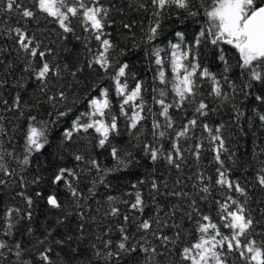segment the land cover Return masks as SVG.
Returning a JSON list of instances; mask_svg holds the SVG:
<instances>
[{
    "label": "trees",
    "instance_id": "16d2710c",
    "mask_svg": "<svg viewBox=\"0 0 264 264\" xmlns=\"http://www.w3.org/2000/svg\"><path fill=\"white\" fill-rule=\"evenodd\" d=\"M19 2L36 11V18L26 19L15 11L8 12L5 10L6 0H0V82H3L0 83V117L8 129L7 137L3 138L2 143L4 148L15 156L13 158L6 155L4 159V164L12 175L5 176L0 172V179L6 181L0 184V239L8 240L10 245L20 242L26 249L21 259L31 261V264H43L39 252L48 247L52 248L54 264H77L78 260L86 264L87 260L93 258V244L102 248L104 240L111 239L114 243L119 241L120 226L126 228L128 234L134 237L131 242H135L141 236L136 228L137 223L142 219L155 220L159 216L162 224L160 227L154 224L153 230L162 231L172 237L175 243H169L167 249L170 251H165V248L160 246V241L149 235L148 239L157 247L158 253L165 251V256L161 258L157 255L156 260L159 264H190L181 257L183 248L198 240V225L203 223L204 215L209 216L218 226L225 223L220 216L219 203L231 196L246 205L255 221V229L250 238H254L258 244L264 241V186L258 181V176L264 175V121L260 119V116L264 115V80H251L247 72L240 69V56L232 45L219 43L213 46L205 41L199 47L197 57L201 67L207 68L220 80L222 91L229 99L223 100L209 95L212 84L209 80L201 78L200 91L203 93L202 98L209 104L208 114H195V105H188L184 111L170 109L177 128L188 119L197 118V127L191 134L192 138L180 141L184 151V160L178 161L181 167L177 169L164 158L153 162L144 154L143 142L153 146L157 144L152 136V114H157L155 118L163 122V118L158 115L160 107L153 100V97H158L154 89L162 85L156 79L158 66L154 63L152 49H163V67L167 77L171 79V45H193L201 29L207 24L199 0H193L194 10H200V15L196 17H189L183 10L175 7L166 9L162 14L159 35L150 43L147 42L149 26L157 19L152 0H100V3L109 9L110 23L105 31L110 33L109 39L115 45L110 51V59L115 67L121 63L129 64L133 74L128 79L129 87H133L137 80L144 83V114L148 118L143 122V135L139 141L125 131L126 121L120 116V98L115 94V85L110 79L115 67L107 73L95 64L91 68L88 67V62L100 48L99 42L92 38L93 34L85 31L78 18L72 19L74 33H64L52 18L39 12L35 7V0ZM208 2L209 0H205V3ZM126 24L131 27H124ZM16 27L24 28L30 35L35 36L41 50L51 49L45 59L51 65L59 67L61 73L59 77L50 74L46 87L35 78L32 71L26 70L29 64H32L33 68L39 67L40 57L37 56L33 61L25 52L19 50L15 35H8V29ZM176 33H183V41ZM221 54L231 66L229 71H225L228 65L219 59ZM260 70L264 72V69ZM197 75L199 76V73ZM249 82L251 87L247 86ZM104 88L109 91L112 110L119 117L121 129V134L112 139V144L121 149V154L132 151L135 161L128 169L110 175L107 178V186L98 183L96 195L92 196L89 193L91 182L98 177L95 170H89L88 161L95 158L102 167H113L115 161L110 154V147H97L98 134L91 129L87 134L81 132L79 136L74 135L71 141H65L63 134L65 129L72 126V121L77 116L90 111L89 100L101 96ZM60 91L65 93L66 100L59 98ZM17 94L21 97L20 109L11 107ZM173 95L169 91V101ZM50 96L56 97L51 103L48 100ZM4 101L8 102L7 106ZM25 104L28 107H24ZM69 108L71 112L68 116L57 118L58 111H66ZM30 116H36V122L48 126V144L41 152L34 153L30 164L24 166L21 163L25 155L24 133L30 123ZM203 124H208L213 129V134H216L217 128L220 129L218 134L223 137L226 149L221 150L223 166L215 160L214 149L218 142L210 141L208 132L202 127ZM160 143L166 153L172 150L168 138H163ZM198 143L202 144V148L200 159L197 161L190 149H194ZM137 144L140 146L133 147ZM75 155H83L85 159L77 161ZM60 168L74 169L77 172L78 179L69 177V180L73 187L83 193V198L79 201L82 207L79 209L76 207V198L71 196L63 181L57 185L52 184V178ZM218 168L226 171L228 178L234 183L244 187L246 195L216 184ZM198 173H203L211 179L201 183L197 179ZM35 177H40L38 183H33ZM152 181L160 185L158 191L151 188ZM204 184L210 188L208 193L201 191ZM137 191L142 194L145 203L142 214L131 208ZM21 193L24 195H20ZM53 193L64 205L63 209H54L47 204L46 197ZM108 196H114L116 200L110 203ZM26 197L32 198L31 206L26 203ZM111 206L120 209L118 216L105 215ZM9 207L20 210L18 223L10 237L4 235L2 230V217ZM173 211L174 215H166ZM29 212L31 218L28 217ZM66 212L71 215L64 219ZM77 212H83V218L77 215ZM126 215L129 217L128 221L124 220ZM58 219L63 223H57ZM164 221L167 222L166 227L163 226ZM220 231L224 235H230V229L227 227H221ZM47 232H51L49 239L42 245L36 244ZM177 232L180 233L179 237L176 236ZM68 236H71L72 240L65 246L56 244L55 241L66 240ZM98 237L100 239H97ZM73 250L78 251L79 257L73 255ZM7 256L12 261L16 260L14 250ZM146 259L147 254L140 253L134 261L129 258L127 261L110 264H143ZM228 259L229 264H246L236 252L231 253ZM0 264L7 262L0 260ZM93 264L105 262L93 260Z\"/></svg>",
    "mask_w": 264,
    "mask_h": 264
},
{
    "label": "snow or ice",
    "instance_id": "6c2138e0",
    "mask_svg": "<svg viewBox=\"0 0 264 264\" xmlns=\"http://www.w3.org/2000/svg\"><path fill=\"white\" fill-rule=\"evenodd\" d=\"M200 8L203 9V14L207 18V24L201 29L199 35L195 38L194 44L191 46H183L182 43L172 44L171 52V71L173 76L169 79L164 69L165 59L161 56L163 49L155 47L152 49L154 55V63L158 66V75L156 79L159 80L162 87L154 89L158 93V97H153L154 103L159 105V117L156 119L157 114L153 113L152 119V136L157 141L156 146L150 143L143 142V150L146 156H149L151 161L156 162L160 158H164L167 162L177 169L181 167L178 161L184 160V151L180 146L181 139H191V134L197 127V118L193 117L188 119L185 124L176 127V121L170 114V109H179L184 111L188 105H195L193 111L199 116H206L209 110V104L202 98L203 93L200 91L201 78L207 79L211 82L212 88L209 95L228 100L229 97L222 91L221 82L217 79L216 75L211 73L207 68H202L197 57L199 55V47L207 41L213 46L219 43L232 45L239 53L240 62L239 67L242 71H246L251 80L261 81L264 80V0H199ZM155 6L154 15L157 17L153 24H150L147 33V42L156 40L159 35V30L162 23V14L169 7H175L178 10H183L189 17H196L200 15V10L195 9L193 0H152ZM143 7V5H141ZM35 7L39 12L45 14L47 17L52 18L64 33H74V28L71 26L72 19L78 18L85 31H90L92 38L99 42L100 48L94 55L93 59L88 62V67L91 68L94 64L98 65L105 73L112 69L114 66L110 59V51L115 47L113 42L109 39L110 33L105 31L106 26L110 21L108 20L109 9L104 7L100 0H35ZM6 11L17 12L20 16L26 19H35L36 11L32 8L25 7L19 0H6ZM130 28L131 25H124ZM15 35L16 43L19 50H22L33 61L39 56L40 66L33 68L32 64L28 65L26 70L34 73L35 78L47 85L50 74L59 77L61 70L59 67L51 65L45 57L51 52V49L41 50L39 42L36 41L35 36L30 35L24 28L16 27L8 29V35ZM183 41V33H176ZM79 39V37H77ZM228 65L227 58L224 55L219 56ZM67 68V65L64 66ZM231 68L228 65L225 71ZM199 73V76L197 75ZM75 75V73H72ZM133 76L128 63H121L115 67V72L110 76V79L115 85V94L120 98L119 111L120 116L125 118L126 128L129 136L139 141L143 135L142 129L143 122L148 118L144 112L146 102L144 100V83L137 80L133 87H129L128 79ZM226 80L227 77H224ZM3 83V82H0ZM170 85V88H169ZM248 87H251L249 82ZM234 87V86H233ZM44 89H41L43 91ZM171 91L174 95L171 101L168 100V93ZM61 100H66L67 97L63 91L58 93ZM55 96L48 98L51 103L55 100ZM90 111L81 113L72 121V126L64 130V140L71 141L74 135L79 136L81 132L87 134L89 130H93L98 134L97 147L105 148L110 147V154L115 161L114 166L111 168L102 167L101 163L95 158L89 159L90 171L95 170L98 179L91 182L92 187L89 193L92 196L96 195L95 189L97 184H104L107 186V178L117 172L128 169L135 161V156L132 151H126L121 154V149L112 144V139L121 134L119 126V117L113 113V104L109 96L107 88L102 90L101 96L89 100ZM7 106L8 102L4 101ZM15 109L21 108V97L19 94L15 96L11 106ZM24 107H28L27 104ZM71 112V109L66 111H58L57 118L66 117ZM151 113V109H149ZM23 115V112H21ZM30 123L24 133L25 140V155L21 161L22 165L27 166L31 162V157L34 153L41 152L48 144V126L42 122H36V116H30ZM264 121V115L260 116ZM203 129L208 132L209 139L213 143L218 142V146L214 149L215 160L223 166L221 159V150L226 151L224 148V139L218 133L219 128L215 130L208 124L202 125ZM170 130L172 135H170ZM8 129L3 124V118L0 117V172L5 176H11L12 172L4 164L5 156L13 157L14 153L8 152L2 143L3 138L7 137ZM163 138H168L172 144V150L165 152L160 141ZM89 143H91L89 141ZM134 145L133 147H139ZM202 144H196L194 149H190L192 156L195 160H199L201 156L200 149ZM75 160L83 161V155H75ZM218 178L216 184L225 186L227 189H232L239 192L241 195H246V189L241 187L239 183H234L228 178L226 171L217 169ZM69 177L78 179L77 172L74 169L60 168L52 178V184L57 185L62 181L69 189L72 197L76 198V207L79 209L82 205L79 203L83 198V193L77 188L72 186ZM199 182L203 183L210 177H205L203 173L197 174ZM40 177H35L33 183H38ZM259 184L264 186V175L258 176ZM6 183L5 180L0 179V184ZM151 188L159 190L160 185L152 181ZM203 193H208L210 188L207 184L201 188ZM20 195H24L21 193ZM42 195V193H36ZM181 195V194H177ZM107 200L111 203L116 200L114 196H108ZM47 204L54 209H63L64 205L57 198L56 194H50L46 197ZM26 203L31 206L33 201L31 197H26ZM145 203L142 194L137 191L135 195V202L131 204V208L139 211L141 214L144 211ZM219 210L221 219L225 222L218 226L213 223L211 218L207 215L202 217L203 223H199L198 232L199 238L190 246L184 247L181 257L190 264H229V255L233 252L239 254L246 264H264V241L259 244L251 233L255 229V221L247 210L246 205L239 200L233 199L228 196L224 202L219 203ZM20 210L18 208L9 207L6 209L4 216L3 233L6 236L13 235V229L18 223L17 216ZM120 209L111 206L110 211L106 212V216H118ZM71 213H65L64 219H67ZM77 215L83 218V212H77ZM174 215V211L166 214ZM31 218V213H28ZM129 217L124 216V220L128 221ZM57 223H63L62 220H57ZM160 227L162 224L159 216L155 220L142 219L137 225V231L141 233L139 239L131 242L134 237L130 236L124 226L119 227L121 237L118 242H113L111 239L103 241V247L99 248L96 244L92 245L93 258L87 260L86 264H93V260H103L105 264L110 262H123L129 260H136L138 254H147V259L143 264H159L156 260L157 255L161 258L165 256V251L169 243H175L172 237L164 234L162 231L157 232L153 230V225ZM163 226H167V222H163ZM221 227L230 229V235H224ZM83 229V225H80ZM31 231V229L29 230ZM109 231H111L109 229ZM154 237L160 241V246L165 248V251L158 253L157 247L154 246L148 236ZM180 233L177 232L176 236L179 237ZM51 232H47L43 239L36 241V244H44L49 239ZM97 239H100L99 237ZM72 240L68 236L66 240L55 241L61 247L65 246ZM16 258L12 261L8 258L7 254L13 253ZM26 249L20 242L10 245L8 240L0 239V260H6L7 264H31V261L22 260L21 257L25 254ZM52 248L48 247L39 252L40 260L43 264H54L51 256ZM73 255L79 257V253L73 250ZM77 264H85L84 261H77Z\"/></svg>",
    "mask_w": 264,
    "mask_h": 264
}]
</instances>
